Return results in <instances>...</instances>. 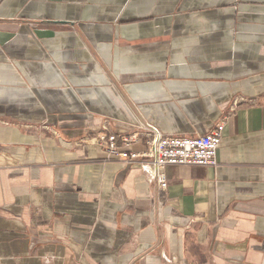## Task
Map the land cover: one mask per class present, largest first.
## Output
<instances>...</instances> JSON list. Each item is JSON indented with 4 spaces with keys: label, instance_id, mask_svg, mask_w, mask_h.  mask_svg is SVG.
Returning <instances> with one entry per match:
<instances>
[{
    "label": "crops",
    "instance_id": "obj_1",
    "mask_svg": "<svg viewBox=\"0 0 264 264\" xmlns=\"http://www.w3.org/2000/svg\"><path fill=\"white\" fill-rule=\"evenodd\" d=\"M100 119L224 122L217 166L162 190ZM0 264H264V0H0Z\"/></svg>",
    "mask_w": 264,
    "mask_h": 264
},
{
    "label": "built area",
    "instance_id": "obj_2",
    "mask_svg": "<svg viewBox=\"0 0 264 264\" xmlns=\"http://www.w3.org/2000/svg\"><path fill=\"white\" fill-rule=\"evenodd\" d=\"M233 109V108H231ZM109 121L100 119L98 127L89 136L76 142L81 146L92 140L107 159L123 163H136L149 181L156 182L160 189L167 188L165 169L169 166H217V152L222 140L224 122L217 123L204 136L178 137L163 134L152 125L138 127L129 134L119 135L109 126ZM142 143L140 152L132 150L133 145Z\"/></svg>",
    "mask_w": 264,
    "mask_h": 264
},
{
    "label": "rangeland",
    "instance_id": "obj_3",
    "mask_svg": "<svg viewBox=\"0 0 264 264\" xmlns=\"http://www.w3.org/2000/svg\"><path fill=\"white\" fill-rule=\"evenodd\" d=\"M239 101H236L235 103H233L232 105H231V107H230V109L231 108H234L235 106H236V104L238 103ZM103 123V121L101 122V124ZM99 124H100V120H99ZM103 125H106V126H109L110 127V129H111V122L109 121V122H107L106 124L105 123H103ZM144 126V125H143ZM43 129H45V130H51V128H47V126H45V125H43ZM140 127V126H139ZM96 128V127H95ZM53 133L55 134V132L53 131ZM79 141V140H78ZM77 142V141H76Z\"/></svg>",
    "mask_w": 264,
    "mask_h": 264
}]
</instances>
